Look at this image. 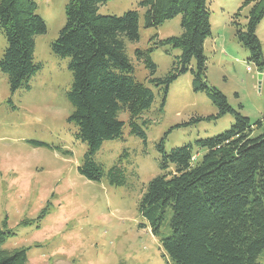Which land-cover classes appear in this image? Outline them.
Returning <instances> with one entry per match:
<instances>
[{
	"label": "rangeland",
	"instance_id": "374dc122",
	"mask_svg": "<svg viewBox=\"0 0 264 264\" xmlns=\"http://www.w3.org/2000/svg\"><path fill=\"white\" fill-rule=\"evenodd\" d=\"M36 13L46 32L35 36L33 61L41 68L29 80V88L11 92L0 71V228L10 230L2 245L8 251L27 247L30 264H171L161 237L170 232L161 227L154 236L139 211L149 181L162 173L156 144L164 140L166 151L185 144L200 159L204 150L195 140L215 136L234 122L231 114L216 116L217 107L192 86L195 61L187 72L168 86L162 104L160 89L146 83L154 93L151 107L138 122H146L145 140L130 134L128 113L120 138L105 140L93 158L103 167L99 180L84 177L79 166L87 144L76 137V126L68 120L73 106L67 98L72 83L69 57L55 55L50 44L65 23L68 0H34ZM141 0H106L99 5L103 15H121L135 9L139 14V38L126 42L133 75L144 81L148 71L137 60L135 49H147L150 38L179 36L181 15L156 27H144ZM259 0H207L211 35L203 44L206 80L221 91L229 105L249 118L251 124L264 119V76L250 60V52L235 37L237 22L243 29L251 8ZM256 36L264 60V16ZM7 44L0 31V57ZM154 49L155 76L165 75L178 48ZM264 66V65H263ZM262 70V69H261ZM196 117H202L195 120ZM260 130L254 129L253 136ZM123 168V182L113 184L107 172ZM31 220L30 224L24 221ZM264 264V247L257 256Z\"/></svg>",
	"mask_w": 264,
	"mask_h": 264
},
{
	"label": "trees",
	"instance_id": "16d2710c",
	"mask_svg": "<svg viewBox=\"0 0 264 264\" xmlns=\"http://www.w3.org/2000/svg\"><path fill=\"white\" fill-rule=\"evenodd\" d=\"M106 0H68L65 23L50 44L51 51L69 57L72 83L67 98L73 106L68 120L76 126V137L87 144L80 173L99 180L103 167L93 158L105 140L122 136L128 113L130 134L145 140V124L138 119L154 100L152 84L165 101L168 86L190 69L194 91H202L217 107L216 116L231 114L234 122L223 132L195 140L204 150L200 159L192 145L170 151L164 140L156 144L162 173L152 178L139 211L154 236L161 227L170 230L161 237L162 248L171 264H261L258 254L264 247V119L251 124L248 117L233 109L225 95L206 80L203 44L211 35L207 0H141L144 27H156L180 14L179 36L150 38L151 45L135 49L147 69L144 81L133 75L126 54V42L139 38V14L135 9L121 15H103L99 5ZM34 0H0V31L7 44L0 57V71L6 75L11 92L29 88L30 78L41 68L33 61L35 36L46 32L44 20L36 13ZM264 16V0L251 8L244 29L235 25L236 40L250 52V60L261 70L264 65L257 24ZM178 48L170 70L155 76L156 64L150 53L156 48ZM202 117H196L200 120ZM260 133L253 136L254 129ZM113 184L123 182V168L112 166L107 172ZM32 221H24L30 224ZM10 230L0 228V264H30L27 247L10 251L2 245Z\"/></svg>",
	"mask_w": 264,
	"mask_h": 264
},
{
	"label": "built area",
	"instance_id": "2783aa9c",
	"mask_svg": "<svg viewBox=\"0 0 264 264\" xmlns=\"http://www.w3.org/2000/svg\"><path fill=\"white\" fill-rule=\"evenodd\" d=\"M261 69L262 70H260L259 72H260L261 76L263 77L264 76V66Z\"/></svg>",
	"mask_w": 264,
	"mask_h": 264
},
{
	"label": "water",
	"instance_id": "95a60500",
	"mask_svg": "<svg viewBox=\"0 0 264 264\" xmlns=\"http://www.w3.org/2000/svg\"><path fill=\"white\" fill-rule=\"evenodd\" d=\"M258 79H259V82H260V79H261V74L260 73L258 74Z\"/></svg>",
	"mask_w": 264,
	"mask_h": 264
}]
</instances>
